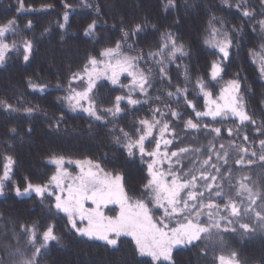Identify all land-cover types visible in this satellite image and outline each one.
<instances>
[{
  "label": "trees",
  "instance_id": "16d2710c",
  "mask_svg": "<svg viewBox=\"0 0 264 264\" xmlns=\"http://www.w3.org/2000/svg\"><path fill=\"white\" fill-rule=\"evenodd\" d=\"M22 2V8L32 12L20 10L21 0H0V25L10 19L16 21L15 32L7 42L21 45L30 41L32 44L27 62L22 50L18 49L0 65V101L13 109L8 110L0 104V176L4 158L11 156L14 161L10 179L5 181L4 194L0 195V264H19L22 259L31 258L35 248L27 242L22 225L33 224L38 225V235L49 224H54L55 233L60 237L59 242H50L41 250L37 264H153L149 258L139 255L130 238L119 237L117 245L112 246L78 235L68 224L65 214L54 208L51 198L17 197L14 190L16 187L23 190L29 182L33 185L47 183L53 173L48 161L53 156H63L99 163L106 172L123 176L130 197L146 199L143 189L148 180L146 166L138 156H128L120 129L135 136L140 119L151 117L157 107L168 113L165 105H170L182 113L178 120L166 115L177 137L169 146L170 150L186 145L207 146L214 133H206V136L203 128L198 133L187 132L184 122L190 118L195 121L194 112L187 104L181 105L162 93L176 87L192 90L198 79L207 83L213 61H222L218 84L239 80L246 111L255 124L239 125L232 119L212 122L209 118H203L200 123L221 128V135L214 140L217 149L221 143L227 148L230 142L249 149L244 165L234 163L239 154L231 149L229 163L222 168V173L231 169L233 183L247 176L250 179L246 183L253 190L264 192V161L259 159L264 155L259 145L264 139V80L251 61L252 54L264 48V29L259 24L264 20L262 0H175V6H168V0ZM66 5L73 8V12L64 25L62 15ZM41 8L44 10H39ZM37 9L39 11H34ZM245 10L251 15L244 16ZM93 21L96 23L93 33L86 34ZM137 24L142 30L133 34ZM211 27L227 33L232 42L226 60L206 45ZM124 31L129 33L125 44L132 45L131 51L136 53L142 50L145 56L158 48L163 33H171L177 44L184 46L186 55L166 66L168 82L159 80L153 68L154 87L157 94L163 96L132 110L125 106L123 115L104 123L70 114L60 101L58 88H66L73 74L101 49L123 41ZM29 82L48 89L43 93L31 91ZM118 93L116 88L100 84L92 96L97 106L105 109L113 106ZM28 108L32 109L31 113L25 111ZM237 127L238 134L234 131L228 138L227 129ZM244 135L248 136L247 141ZM116 137H120L121 143L116 142ZM253 151L256 156L251 155ZM247 160L253 162L247 164ZM256 230L245 235L241 230L214 233L213 239L175 248L172 261L163 264H216L217 255L232 251L238 253L240 264H264V234ZM221 236L223 240L219 244ZM40 243L38 239L37 246Z\"/></svg>",
  "mask_w": 264,
  "mask_h": 264
},
{
  "label": "snow or ice",
  "instance_id": "6c2138e0",
  "mask_svg": "<svg viewBox=\"0 0 264 264\" xmlns=\"http://www.w3.org/2000/svg\"><path fill=\"white\" fill-rule=\"evenodd\" d=\"M227 2V0H226ZM264 2V0H262ZM168 6H175V0H168ZM21 7L23 2L21 0ZM66 7H69L66 5ZM239 7V5H237ZM244 16H250L247 10ZM64 20H68L65 13ZM261 29H264V20L259 21ZM16 21L10 19L0 25V65L4 64L10 51L17 49L15 42H6V34L15 32ZM28 26H31L29 21ZM64 27V25H61ZM95 28V21L88 25L86 34H92ZM142 26L137 24L133 29V34L139 33ZM123 31V30H122ZM219 30L213 28L211 39L205 42L217 48L223 59L229 57L231 40L227 33L223 34V39L217 40ZM129 37V33L123 32V41H117L114 46L104 48L99 57H90L82 72L74 73L72 80H84L87 78V86L77 91L73 88L72 81L69 82V95L63 99L67 100L73 109H81L90 117L97 121L104 119L98 112L106 113L116 118L123 109L121 102L135 106L146 103L145 99L133 98L135 94L143 97L148 96V90L152 85V71L149 67L144 70L140 67L141 61L152 62L159 70L161 80L170 79L167 76L166 65L174 61L178 55H186L184 46L177 44L171 33H163L161 44L155 51H149L147 58L143 51H138L137 55H127L123 47ZM132 49V45H127ZM24 61L29 60L32 50L30 41H25L23 45ZM261 76L264 77V57H261ZM222 68L220 62L213 61L211 65L210 77L212 81L218 80ZM126 74L130 77V83L120 84V77ZM106 78L113 85H120L127 89L125 96H116L112 107L98 110L93 96L90 94L96 85V81ZM30 87H39L44 91L46 86H39L29 82ZM196 87L203 95L205 103L204 110H196V106L187 99V88L176 87L175 92L169 91L166 95L171 98L175 96L179 99L184 97L186 104L195 112V121L187 119L184 122L185 129L196 130L202 128L206 133H214L213 140L207 146L186 145L176 150H170L169 146L176 141L175 129L170 127L169 121L164 119L168 114L175 119H179L182 113L165 105L169 109L168 113L161 111L159 107L153 109L152 119H140L139 127L135 130V138L132 134L120 129L124 138V147L128 156L135 155L138 150L141 162L144 157L150 158L147 162V183L143 185L146 199H133L128 195L123 184V176L106 172L97 162L90 159L67 160L68 164H75L79 168V174L72 175L65 167V157L53 156L50 163L56 166L55 173L50 177L48 183L33 185L28 183L23 189L16 187L17 196L30 195L34 192L42 199L47 194L54 196V207L58 212H62L67 217L68 224L78 235L104 241L107 245L116 246L117 238L121 235L129 236L135 242L136 250L141 256L151 257L153 264H163L172 261V251L180 245H191L195 241L211 239L214 232L236 233L242 230L247 234L255 229L251 224L242 222L246 217H254L262 228H264V192L253 190L246 181L250 178L242 176L232 182V171L222 173V168L228 165L230 150L234 149L239 157L234 161L236 165H244L245 157L249 149L243 145H236L230 142L229 146L221 143L219 149L216 148L214 140L221 135L220 127H212L210 124H201L203 118H211L212 122H222L225 119H237L239 125L246 122L255 124V120L247 113L244 98L240 94V83L238 79L227 81L220 89L218 96L214 97L209 90L208 84L202 79H198ZM156 99H160L159 96ZM6 109L13 110L12 106L4 101H0ZM85 104L87 106L85 107ZM28 113L31 108L25 109ZM159 114V119L157 118ZM158 130L159 137L155 138V147L147 151L145 142L153 137L154 131ZM261 129L258 128L259 132ZM228 134H238L239 127L227 129ZM167 136H171L169 139ZM243 139L248 140L244 135ZM116 142L121 143L120 137H116ZM163 145V149H161ZM260 148L264 150V139L259 141ZM206 148V154H205ZM252 156H256L253 151ZM3 175L0 176V195L4 194L5 181L10 179L11 166L14 163L11 156H6ZM264 161V155L259 157ZM188 161L185 166L184 161ZM252 160H247L251 164ZM167 163V169L163 165ZM227 181V187H225ZM86 202H90L92 207H85ZM118 205V214L105 215L103 209L108 205ZM152 205V207H149ZM153 209L162 210V215L155 217ZM206 218V220L202 219ZM86 225L78 227L77 221ZM177 220L175 226H170L171 221ZM238 226V227H237ZM22 230L27 233V242L35 248L31 258L22 259L19 264H37V257L43 248H47L50 242H59L60 237L55 233V225L49 224L46 229L39 233L37 224L23 226ZM41 243L37 246V240ZM223 238L221 236V242ZM218 264H240L238 253L232 251L229 255L220 254L216 257Z\"/></svg>",
  "mask_w": 264,
  "mask_h": 264
},
{
  "label": "rangeland",
  "instance_id": "374dc122",
  "mask_svg": "<svg viewBox=\"0 0 264 264\" xmlns=\"http://www.w3.org/2000/svg\"><path fill=\"white\" fill-rule=\"evenodd\" d=\"M65 10L63 11V15H62V23L65 25L66 23H67V21H65L64 20V15H65V13H67L68 14V19H69V17H70V15L72 14V12H73V8H70V7H65L64 8ZM20 10L22 11H30V12H32V10L31 9H23L22 7H20ZM39 10H44V8H41V9H39ZM38 9L37 10H34V11H39ZM95 26H96V23H95ZM88 28V27H87ZM214 27H211L210 28V30L208 31V34H207V36H206V40H210L212 37H211V32H212V29H213ZM216 29V28H215ZM219 30V29H218ZM12 34V32H9V33H7L6 34V42L8 41L7 40V38L10 36ZM223 32L222 31H220L219 30V34L217 35V37H216V39L217 40H221V39H223ZM9 44H11V43H9ZM160 44H161V41H160ZM160 44H159V46H160ZM23 45H24V43H22L21 45H17V49H21L22 50V52H23V55H24V49H23ZM115 45V43L112 45V46H114ZM127 45H130V44H125V46L123 47V51H124V53L125 54H127V55H132V56H135V55H137V53L135 52V50L134 51H131V49H129L128 47H127ZM206 45H207V47L208 48H210L211 50H214V51H216V52H218V55H220L221 57H222V54L219 52V50L217 49V48H215V47H213V46H211L210 44H208V43H206ZM158 46V47H159ZM111 47V46H110ZM104 49V48H103ZM103 49H101L99 52H98V55L97 56H95V57H97V58H100L99 57V53L103 50ZM17 50L16 49H14V50H12V51H10L9 53H8V55L9 54H11V53H14V52H16ZM7 55V56H8ZM146 58H147V55L145 56ZM261 57H264V48L261 50V51H259V52H255V53H253L252 54V56H251V61H252V63L257 67V69L259 70V72H260V67H261V63H262V59H261ZM177 58H181V56L180 55H178L177 56ZM223 60H226V59H223ZM218 62H220V61H218ZM222 62V61H221ZM221 62H220V66H221ZM170 63V62H169ZM169 63H167V65L166 66H168L169 65ZM140 67L142 68V69H144V70H147L149 67H151L152 69L154 68L155 69V74H157V77H158V79L159 80H161L160 79V76H159V71L157 72V69L158 68H156L155 67V65L152 63V62H148V63H145L144 61H141V63H140ZM84 68V67H83ZM82 68V69H83ZM221 68H222V66H221ZM82 69L79 71V72H77V73H80V72H82ZM153 72V71H152ZM210 72H211V70H210ZM261 74V73H260ZM262 77V76H261ZM262 79L264 80V77H262ZM72 80V79H71ZM166 82H168L169 81V79H164ZM227 81H230V80H227ZM227 81H224L223 83L222 82H220L219 84L216 82V81H212L211 80V77H210V80H208L207 81V83L206 84H208V88H209V90L213 93V96L214 97H216V96H218L219 95V93H220V89H221V87L227 82ZM130 83V77H126V74H122L121 75V77H120V84H123V85H127V84H129ZM155 83V81H153V79H152V87L151 88H149V90H148V96L147 97H143V96H141V95H139L138 93L137 94H135L134 95V97L133 98H135V99H145V100H147V102L146 103H143V104H138V105H135V106H130V105H127V102H126V100L125 101H122L121 102V108L123 109L125 106H127L129 109H134V108H136V107H138V106H140V105H147V104H149L150 103V101L151 100H156V97L157 96H159V97H161V96H163V95H165V97H168L167 95H166V93L167 92H169V91H166V93H162L163 95H158L157 94V89H156V87H154V84ZM32 84H35V85H39V84H36V83H32ZM100 84H107L109 87H111V88H116L117 90H118V95L119 96H125L126 94H127V89L126 88H121L120 87V85H113V84H111V82L108 80V79H106V78H101V79H99V80H97L96 81V85H95V87L93 88V91H92V93L90 94L91 96H92V94H93V92L94 91H96L97 90V88H98V86L100 85ZM40 86V85H39ZM73 88H75L77 91H81V90H83L86 86H87V78L85 77L84 78V80H72V85H71ZM29 87H30V85H29ZM68 88H69V85L66 87V88H58V89H60L59 91H61V94H60V101H61V103H62V105H63V107L70 113V114H72V115H81V116H84L85 118H87V119H89L90 121H92V122H102V123H104V122H108V121H113L115 118H113L112 116H110V115H108V114H106V113H103V112H98V114H100V115H102L103 117H104V119H102V120H100V121H97V120H95L94 118H92V117H90L86 112H84L83 110H81V109H76V110H73L70 106H69V103H68V101L67 100H65V99H63L64 97H66V96H68L69 95V91H68ZM47 87H45V90L44 91H40V89H39V87H37V88H32V87H30V90L31 91H34V92H38V93H43V92H45V91H47ZM175 90L176 89H174V90H172V92H175ZM117 95V96H118ZM191 97V98H190ZM169 98V97H168ZM173 100H175L176 102H178V103H180L181 105H184V104H186V102H185V100H184V97L183 96H181L179 99H177L175 96H173V97H171ZM187 99L189 100V101H191L195 106H196V110H198V111H203L204 110V103H205V100H204V97H203V95L202 94H200V92H199V89L196 87V83H195V87H194V89L192 88V90H187ZM177 100H180V101H177ZM87 106V104H85V107ZM96 107H97V109L98 110H100L101 108H99L98 106H97V104H96ZM189 107V106H188ZM189 109H190V111H192V112H194L193 111V109L191 108V107H189ZM124 110V109H123ZM164 112V111H163ZM123 113H124V111H122L117 117H119L120 115H123ZM166 113V112H165ZM194 114H195V112H194ZM116 117V118H117ZM152 117H153V115L151 116V117H147V119H152ZM170 117H171V115H170ZM157 118L159 119L160 117H159V114H157ZM172 119H174L175 120V118H173V117H171ZM142 119H144V118H142ZM164 119H166L167 120V116H165L164 117ZM205 119H208V118H205ZM210 120H211V118H209ZM231 119V118H230ZM225 120H227V119H225ZM232 120H236L237 121V123L239 124V121L237 120V119H232ZM168 121V120H167ZM137 127H139V124L137 123V125H136V128ZM170 127H171V125H170ZM185 129V128H184ZM136 130V129H135ZM185 130H187V132H194V133H198L196 130H191V129H185ZM204 130V129H203ZM201 131V130H200ZM205 134H206V131H205ZM226 135H227V137L229 138L230 137V135L228 134V133H226ZM206 136H208L207 134H206ZM215 136V134H211V137L213 138ZM159 137V133H158V130H156V131H154V134H153V137H150L146 142H145V147H146V150L147 151H151V150H153L154 149V147H155V138H158ZM133 138H135V136L133 135ZM123 145H124V139H123ZM124 147V146H123ZM124 149L126 150V152H127V149L124 147ZM161 149L162 150H164L163 149V145H161ZM128 154V153H127ZM135 155L136 156H138L139 158H140V154H139V152H138V150H135ZM141 159V158H140ZM67 160H69V159H67V158H65V165H64V167L72 174V175H77V174H79V168L75 165V164H68L67 163ZM71 160V159H70ZM50 161V160H49ZM48 161V164L49 165H51L52 167H53V173H52V175L55 173V171H56V166L54 165V164H52V163H50ZM73 161H75V160H73ZM144 165L146 166V169H147V162H150V158L149 157H147V156H145L144 157ZM6 163V159L4 158V163H3V169H2V171H1V176L3 175V172H4V164ZM184 164H186V166L188 165V161L187 160H185L184 161ZM12 167V166H11ZM163 168L166 170L167 169V163H165L164 165H163ZM10 174V173H9ZM51 175V176H52ZM148 175V174H147ZM48 183V182H47ZM147 183V182H146ZM46 184V183H45ZM225 187H227V184H226V186ZM22 192H23V190H21ZM14 193H15V195L17 196V194H16V191L14 190ZM30 195H35V196H37L34 192H32ZM30 195H20V196H17V197H28V196H30ZM45 196H47V197H49V198H51V200L53 201V203L55 204V198H54V196H48L47 194L45 195ZM38 198H41V197H39V196H37ZM85 207H92V205H91V203L90 202H86V204H85ZM149 207H152V205H149ZM55 208V207H54ZM103 211H104V213H105V215H109V216H113V215H116V214H118V211H119V207H118V205H114V204H112V205H108L106 208H104L103 209ZM62 213V212H61ZM64 214V213H63ZM153 214H154V216L155 217H159L160 215H162V210H156V209H153ZM202 219H204V220H206V218H202ZM242 222H247V223H249V224H251L252 225V227L255 229V231L254 232H256L257 230L256 229H258V230H260V232L262 231L263 232V234H264V228H262L261 227V225L258 223V222H256L255 221V218L254 217H246V218H244V220L242 221ZM86 221H84V222H80L79 220L77 221V225H78V227H83V226H85L86 225ZM176 223H177V220H173V221H171V224H170V226H175L176 225ZM238 227V226H237ZM242 231V230H241ZM215 233V232H214ZM221 233H224V232H221ZM250 233V232H249ZM244 235H245V233H243ZM120 237H128V238H130L131 240H132V238L131 237H129V236H124V235H121ZM213 237V236H212ZM88 238V237H87ZM118 239V238H117ZM211 239H213V238H211ZM95 240V239H94ZM209 240V239H208ZM207 240V241H208ZM98 241H100V240H98ZM133 241V240H132ZM201 241H203V240H201ZM101 242H104V241H101ZM134 242V241H133ZM196 242V241H195ZM219 244L221 243V241H219L218 242ZM134 244H135V242H134ZM182 246H185V245H180V246H177L176 248H178V247H182ZM220 246V245H219ZM175 249V248H174ZM173 249V250H174ZM225 255H229L228 253H224ZM220 255V254H219ZM144 257H147V256H144ZM216 257H218V255L216 256ZM147 258H149L150 260H151V257H147ZM165 262H167V261H165ZM216 264H218V262H217V259H216Z\"/></svg>",
  "mask_w": 264,
  "mask_h": 264
}]
</instances>
